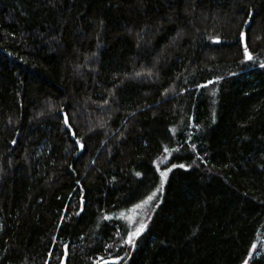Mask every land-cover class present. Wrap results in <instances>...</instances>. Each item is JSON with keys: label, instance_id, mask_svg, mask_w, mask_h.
<instances>
[{"label": "trees", "instance_id": "obj_1", "mask_svg": "<svg viewBox=\"0 0 264 264\" xmlns=\"http://www.w3.org/2000/svg\"><path fill=\"white\" fill-rule=\"evenodd\" d=\"M261 65L264 0H0V264H264Z\"/></svg>", "mask_w": 264, "mask_h": 264}, {"label": "snow or ice", "instance_id": "obj_2", "mask_svg": "<svg viewBox=\"0 0 264 264\" xmlns=\"http://www.w3.org/2000/svg\"><path fill=\"white\" fill-rule=\"evenodd\" d=\"M251 22V13L249 14V20H246L245 23L250 25ZM240 38L243 41L245 39V33L241 32L240 34ZM219 42V41H217ZM244 53H245V58L249 61H251L253 59V57L251 56V54L248 51L247 46H245L244 49ZM261 67H264V65H261ZM180 167H184V165H180ZM170 171V170H169ZM168 172H162L161 176L162 178L167 177ZM155 197V193H153L151 196H148V201H152ZM137 207H139V205H137ZM107 219V217H106ZM146 225L144 223H140L138 227L135 228V230H130L128 232V236L127 239L125 240V243L128 244L129 246L135 248L136 244L135 241L138 237H140V235L143 233L144 229H145ZM107 264V262H106ZM113 264H115V261H113ZM247 264V262H246Z\"/></svg>", "mask_w": 264, "mask_h": 264}, {"label": "bare ground", "instance_id": "obj_3", "mask_svg": "<svg viewBox=\"0 0 264 264\" xmlns=\"http://www.w3.org/2000/svg\"><path fill=\"white\" fill-rule=\"evenodd\" d=\"M264 238V237H263ZM255 250V249H254Z\"/></svg>", "mask_w": 264, "mask_h": 264}]
</instances>
